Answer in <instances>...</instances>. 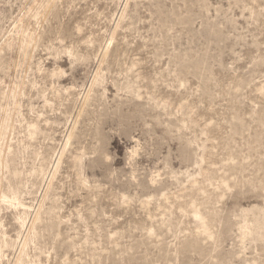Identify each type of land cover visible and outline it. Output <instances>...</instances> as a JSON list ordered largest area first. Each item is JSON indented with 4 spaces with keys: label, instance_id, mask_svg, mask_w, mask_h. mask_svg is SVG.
I'll return each mask as SVG.
<instances>
[{
    "label": "rangeland",
    "instance_id": "374dc122",
    "mask_svg": "<svg viewBox=\"0 0 264 264\" xmlns=\"http://www.w3.org/2000/svg\"><path fill=\"white\" fill-rule=\"evenodd\" d=\"M0 264H264V0H0Z\"/></svg>",
    "mask_w": 264,
    "mask_h": 264
}]
</instances>
